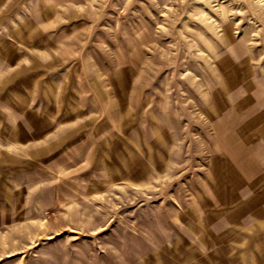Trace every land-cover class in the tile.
I'll return each mask as SVG.
<instances>
[{
	"label": "rangeland",
	"instance_id": "obj_1",
	"mask_svg": "<svg viewBox=\"0 0 264 264\" xmlns=\"http://www.w3.org/2000/svg\"><path fill=\"white\" fill-rule=\"evenodd\" d=\"M0 264H264V0H0Z\"/></svg>",
	"mask_w": 264,
	"mask_h": 264
}]
</instances>
